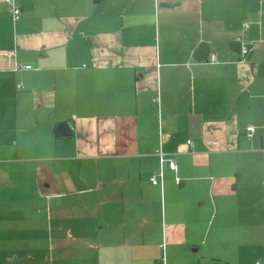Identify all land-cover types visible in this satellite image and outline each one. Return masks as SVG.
<instances>
[{
	"label": "crops",
	"instance_id": "0c3cea01",
	"mask_svg": "<svg viewBox=\"0 0 264 264\" xmlns=\"http://www.w3.org/2000/svg\"><path fill=\"white\" fill-rule=\"evenodd\" d=\"M14 2L0 264H264V0Z\"/></svg>",
	"mask_w": 264,
	"mask_h": 264
},
{
	"label": "built area",
	"instance_id": "2783aa9c",
	"mask_svg": "<svg viewBox=\"0 0 264 264\" xmlns=\"http://www.w3.org/2000/svg\"><path fill=\"white\" fill-rule=\"evenodd\" d=\"M5 1L9 6V12L13 15L14 20H19L20 19V13H21L20 7L14 2V0H5ZM256 47H257V45H247L245 43H242L240 46L241 57H243V59H245L250 53H252L254 51V49ZM211 60L215 61V58L212 57ZM16 68H17V70H29V69H31V66L30 65H17ZM17 89L21 90L22 85L19 84L17 86ZM254 131H255V129L253 126H249L247 128L249 138L252 137ZM160 157H161V161H163V154L162 153H160ZM168 166H169L170 170H172V171H176V169H177V165H176V162L174 160L169 161ZM151 181L153 184H157V182H158L156 179V176L153 177Z\"/></svg>",
	"mask_w": 264,
	"mask_h": 264
},
{
	"label": "trees",
	"instance_id": "16d2710c",
	"mask_svg": "<svg viewBox=\"0 0 264 264\" xmlns=\"http://www.w3.org/2000/svg\"><path fill=\"white\" fill-rule=\"evenodd\" d=\"M241 46V45H240ZM238 48H239V50H240V47H239V45H238ZM199 53H203V48H202V50L199 52ZM248 128V127H247ZM255 129V128H254ZM255 132V131H254ZM52 134H53V136H54V138L56 139V140H69V139H71V138H73V136H74V128L70 125V124H68V123H58V124H56L54 127H53V129H52ZM246 135H247V137L249 138V136H248V132H247V130H246ZM253 136V135H252ZM252 138V137H251ZM251 138H249V139H251ZM162 164L163 165H166L167 167H168V169L170 170V168H169V162L168 161H166V160H164L163 159V161H162ZM177 165V164H176ZM172 171V170H171ZM176 171H177V169H176ZM175 172V171H174ZM157 178V177H156ZM157 181H158V179H157ZM177 183H179V181H177ZM157 184H159V182H157Z\"/></svg>",
	"mask_w": 264,
	"mask_h": 264
},
{
	"label": "rangeland",
	"instance_id": "374dc122",
	"mask_svg": "<svg viewBox=\"0 0 264 264\" xmlns=\"http://www.w3.org/2000/svg\"><path fill=\"white\" fill-rule=\"evenodd\" d=\"M152 252H153L152 253V256L153 257H156L157 256L156 259L157 258L163 259V261L161 262L162 264H167L166 263V257H165V251L163 249H160V250L154 249Z\"/></svg>",
	"mask_w": 264,
	"mask_h": 264
}]
</instances>
